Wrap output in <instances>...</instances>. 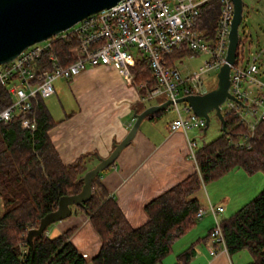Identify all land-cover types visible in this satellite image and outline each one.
<instances>
[{
  "label": "trees",
  "instance_id": "1",
  "mask_svg": "<svg viewBox=\"0 0 264 264\" xmlns=\"http://www.w3.org/2000/svg\"><path fill=\"white\" fill-rule=\"evenodd\" d=\"M219 11L220 0L203 4L200 26L213 32ZM77 44L75 37H69L56 40L54 48L62 61L69 63L79 56ZM186 54L194 53L176 50L169 61L173 63ZM133 72L137 83H157L142 52ZM10 101L7 88L0 83V111ZM164 110L148 117L154 118ZM35 112L37 127L33 131L22 127L25 113L8 122L0 120V264H88L70 241L73 229L50 237L46 228L34 237L33 250L27 240L28 231L57 209L60 197L81 191L82 176L88 170V155L68 164L60 158L49 136L55 122L44 99H40ZM224 118L226 130L222 128L221 135L196 149L198 170L149 201L145 205L148 219L139 227L129 224L99 175L94 178L91 198L77 206L89 216L101 237L93 264H160L172 252L174 243L197 224L202 204L195 194L204 184L234 169L249 175L264 174V120L256 126L248 147L236 144L248 128L230 112H224ZM221 224L230 254L247 250L252 257L248 264H264V187L230 216L223 217ZM195 253L194 243L177 254L173 264H188Z\"/></svg>",
  "mask_w": 264,
  "mask_h": 264
},
{
  "label": "built area",
  "instance_id": "2",
  "mask_svg": "<svg viewBox=\"0 0 264 264\" xmlns=\"http://www.w3.org/2000/svg\"><path fill=\"white\" fill-rule=\"evenodd\" d=\"M208 1L119 0L66 30L28 46L13 60L0 64V83L7 88L11 98L10 103L0 111V120L8 122L15 115L25 113L22 127L33 131L37 127L36 105L40 99L54 94L57 79L71 80L88 66L115 65L124 81L136 85L141 91V101L161 95L165 96V100L173 101L171 106L177 116L171 121L170 129L185 134L191 156L196 161L197 141L190 137L189 131L204 129L206 119L196 115L186 104L187 113H184L176 99L206 92L203 89L206 76L227 62L234 17V1L220 0L214 31L202 28L199 24L201 6ZM69 37L77 39L79 56L65 63L55 50L54 42ZM245 38L239 34L236 62L231 65L229 91L237 100L226 98L221 110L234 114L248 128L236 144L249 147L248 141L253 139L256 126L264 120V82L258 78L260 67L256 56L244 55L248 43L247 40L245 43ZM176 50L206 54L209 58L198 71L183 74L176 60L173 63L169 61ZM140 52L157 81L155 85L135 82L133 68ZM224 210L223 205L209 200L197 213V219L205 215L213 218L210 236L221 246V250H227L221 224ZM210 253L216 255L218 250L212 248Z\"/></svg>",
  "mask_w": 264,
  "mask_h": 264
},
{
  "label": "crops",
  "instance_id": "3",
  "mask_svg": "<svg viewBox=\"0 0 264 264\" xmlns=\"http://www.w3.org/2000/svg\"><path fill=\"white\" fill-rule=\"evenodd\" d=\"M63 81L71 82L77 105L64 110L60 118H55L48 109L55 122L49 136L64 163L88 155V169L98 163L99 157H107L114 144L124 138L134 123L135 111L141 112L152 104L165 101L145 104L147 101H141L136 85L126 83L115 65L88 66L71 80L57 79L52 96L61 92ZM181 108L187 113L184 107ZM167 110L165 108L154 118L143 119L132 141L123 148L114 164L99 174L102 184L132 227L147 221L145 205L149 201L198 170L185 134L170 129L176 111L173 110L174 115L169 117ZM83 212L74 215L72 211L70 216L57 221L47 234L53 237L73 229L70 241L88 264H93L92 259L99 252L102 241L89 216ZM198 220L174 243L171 253L180 242L177 254L195 243L196 253L188 264H235L232 254L221 250L210 236L213 218L205 215ZM212 248L218 250L216 255L210 253ZM247 256L238 255L237 263L251 262L250 253V257Z\"/></svg>",
  "mask_w": 264,
  "mask_h": 264
},
{
  "label": "water",
  "instance_id": "4",
  "mask_svg": "<svg viewBox=\"0 0 264 264\" xmlns=\"http://www.w3.org/2000/svg\"><path fill=\"white\" fill-rule=\"evenodd\" d=\"M119 0H0V64L16 58L28 46L46 40L53 35L66 30L73 24L90 14L116 4ZM234 1V17L232 20L226 60L218 70L217 85L205 93L190 94L179 97L176 102L185 103L198 116L206 119V127L210 123V112L215 114L226 130L224 113L221 104L226 98L236 99L229 91L231 65L236 62L239 43V26L243 20L244 0ZM237 100V99H236ZM173 104L167 99L158 104H152L141 112H134V123L124 138L114 144L107 157H99L98 163L88 169L84 175L80 192L64 195L58 201L57 209L47 213L38 227L27 233V240L33 250V239L41 235L49 224L62 220L72 214V206H83L92 196L94 178L114 164L124 147L129 145L135 136L143 119L155 114ZM33 254V252H32Z\"/></svg>",
  "mask_w": 264,
  "mask_h": 264
},
{
  "label": "rangeland",
  "instance_id": "5",
  "mask_svg": "<svg viewBox=\"0 0 264 264\" xmlns=\"http://www.w3.org/2000/svg\"><path fill=\"white\" fill-rule=\"evenodd\" d=\"M253 1L256 5L255 9H252L250 8V6H248L249 4H252ZM244 2L247 5L244 7L243 20L239 26L240 37L243 38L244 36H246L245 43L246 40L249 43V45L247 43L244 48V55L249 57L256 56L260 67L258 78L262 82H264V0H244ZM133 50L136 51V49ZM208 58L209 56L206 54H186L184 57L177 59L176 63L182 73L187 74L198 71L199 68L204 65L205 61H207ZM217 73V69H213L209 72L208 76H206V79L204 80L203 89L208 91L216 87L218 81ZM139 83L141 82H136V84ZM57 84L58 82L56 83V85ZM61 86L62 90L58 93V95L44 99L47 108L55 118H60L61 116H63L64 110H69L77 105L75 94L71 89V82L69 81L68 83L63 81V84ZM163 99H165V96L161 95L153 99H149L145 104L154 103ZM179 105L180 107H184L185 103L181 102L179 103ZM167 108L168 110L166 113H170L169 117L174 115L175 112H173V107L170 105ZM223 108L225 109V106H223ZM222 132L221 121L218 119L215 111H211L210 123L208 127L202 130H190L189 135L191 138L196 139L197 146L199 148L203 144L208 143L221 135ZM263 187L264 174H262V172H257L255 174L249 175L242 169H234L229 171L221 179L204 184L200 188V190L196 192L195 196H197L200 202L204 205L207 204L209 200L216 205H219L220 203L223 204L225 207V211L221 214V217L223 218L230 216L243 204L251 200ZM72 211L75 215V213L82 210H77V206L73 205ZM55 223H57V221L49 224L47 227V231H51ZM177 245L174 246L175 248L173 253L167 255L160 264L175 263L176 254L179 252L178 250H180V246ZM243 254L249 256V252L247 250L235 252L232 254V259L235 264H238V255Z\"/></svg>",
  "mask_w": 264,
  "mask_h": 264
},
{
  "label": "flooded vegetation",
  "instance_id": "6",
  "mask_svg": "<svg viewBox=\"0 0 264 264\" xmlns=\"http://www.w3.org/2000/svg\"><path fill=\"white\" fill-rule=\"evenodd\" d=\"M258 1H260V0H258ZM246 5H247V4H246ZM248 6H250V8H252V9H255V8H256V5L254 4V1H253L252 4H249Z\"/></svg>",
  "mask_w": 264,
  "mask_h": 264
}]
</instances>
